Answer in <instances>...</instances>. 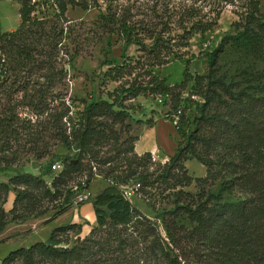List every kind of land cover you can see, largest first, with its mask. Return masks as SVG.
<instances>
[{"label":"trees","instance_id":"1","mask_svg":"<svg viewBox=\"0 0 264 264\" xmlns=\"http://www.w3.org/2000/svg\"><path fill=\"white\" fill-rule=\"evenodd\" d=\"M59 16L69 6L87 8L90 0H54ZM101 5L99 0H93ZM105 10L96 19L106 35L104 76L119 82L110 99L83 101L48 113L33 139L41 157L43 130L48 131L73 155L50 152L38 173L8 160L12 132H19L0 117V149L8 153L0 163V234L10 221L24 222L47 212L45 201L59 194V184L83 166L86 159L91 177L99 170L109 183L93 198L97 223L81 237L82 226L69 223L56 227L48 241L19 247L0 259L1 264H264V13L261 0H220L236 5L239 18L233 30L206 52V70L192 73L185 68L182 80L168 84L158 68L173 60H185L190 39L216 25L214 17H197L186 7L172 14L168 3L160 1L139 6L138 0L120 4L104 0ZM182 8V7H180ZM33 6L23 1L20 25L4 34L9 59V75L0 78V88L10 75L22 70L52 73L46 78L56 83L55 62L64 26L32 19ZM141 16V17H140ZM29 22V23H28ZM176 23V28L172 24ZM176 29V33L172 34ZM178 30V31H177ZM180 30V31H179ZM114 44L122 45L121 57H108ZM141 55H128L131 46ZM71 55V54H70ZM71 55V59H72ZM192 53L190 59L194 58ZM143 60V61H142ZM187 61V60H186ZM48 64V67H45ZM188 64V62L186 63ZM146 67V69H145ZM140 73V70H144ZM140 76L142 78H140ZM140 78V79H138ZM153 95L168 104L167 117L178 135L175 151L164 162L152 153L135 151L137 136L129 133L125 101ZM28 95V94H26ZM34 94H30L31 97ZM28 98L24 95V99ZM29 104H32L28 101ZM46 112L45 108L39 112ZM119 126V127H117ZM127 134L123 138L122 132ZM198 160L206 167L204 176H192L186 162ZM60 164V170L53 168ZM156 164V167H152ZM45 176L53 180L52 189ZM140 183L139 191L157 201L163 196V230L156 219L144 214L123 191ZM194 183L195 190L186 187ZM82 190L70 188L49 219L74 205ZM14 191L13 205H4ZM165 203V204H166ZM76 230L73 244L60 235ZM164 231V232H163ZM68 237V236H67ZM65 242L66 245H61Z\"/></svg>","mask_w":264,"mask_h":264},{"label":"rangeland","instance_id":"2","mask_svg":"<svg viewBox=\"0 0 264 264\" xmlns=\"http://www.w3.org/2000/svg\"><path fill=\"white\" fill-rule=\"evenodd\" d=\"M23 1L33 6L30 21L41 19L46 27H49L50 24H56L59 27L64 26V37L58 45L59 51L55 62L56 83L54 85L46 79L48 77L46 74L52 73V71L48 72L45 68L40 71L22 70L18 76L13 73L5 86L0 88V117L8 120L7 124L11 125V129L14 127L19 131L18 133L12 132V150L15 152L8 157V160H13L15 164L24 165L26 169L38 173L39 166L49 158L50 152L66 156L75 153L73 149L62 144L59 139L50 136L48 131L43 130V145L47 147L40 152L42 153L41 157L37 156L38 153L34 149L32 141L43 121L48 120V113L55 109L60 110L65 106H70L73 110L82 108L83 101H96L99 98L110 99L108 93L113 92L118 87L119 82L109 80L104 76L107 69V66L103 64L106 57L107 40L106 35L96 24L100 11L105 10L104 0H99L101 5H96L93 0H90L87 8L79 5L69 6L63 17L59 16V9L54 0H0V27L2 31H13L19 27L21 21L19 11L23 7ZM116 1L123 5L127 4V0ZM157 1L168 3L170 12L172 14L178 13L177 16L186 7L189 12L196 13L197 17L207 19L214 17L216 10L221 8V15L215 26L205 32H196L192 35L189 53L185 55V60H173L158 68L160 76L165 78L168 84L181 81L186 67L192 73H203L207 65L206 52L218 45L224 33L233 30L232 24L239 18L235 12L239 1L232 4L220 0H138L137 4L142 9V6ZM261 10L264 13V0H261ZM176 25L173 23L172 27L176 28ZM175 33L176 29L173 30L172 34ZM121 53L122 45L114 44L108 57H121ZM127 53L130 56L141 55L135 45L131 46ZM192 53L195 57L190 59ZM70 54L73 56L72 59ZM187 62L188 64H186ZM45 67H48V64H45ZM145 69L140 70V73L143 74ZM140 78L142 77L140 76ZM30 94H34L31 97L32 101L29 97ZM24 95L28 98L24 99ZM28 101L32 104H29ZM125 104L128 106L130 115L125 123L130 125L128 134L132 136L139 137L144 129L157 122L162 125L166 120L171 122L167 117L170 108L159 97L141 94L125 101ZM41 108H45L46 112H39ZM168 129V140L176 146L178 135L174 124L173 128ZM126 135L123 131V138ZM3 141H5L4 135L0 134V144ZM7 154L0 149V163L6 160L5 155ZM152 155L157 162H164L169 158L162 150L153 151ZM186 165L189 173L194 177L206 174V167L196 159L188 160ZM152 167H156V164H153ZM93 171L96 174L92 175L88 185L91 192L88 199L93 198L109 183L103 174H97L99 170L93 168ZM73 174V176H71L72 174L67 175L65 181H61L56 199L45 201L42 207H47V212L44 215L31 217L24 222H9L0 234V259L19 247H28L38 241H48L52 231L58 225H68L74 216L79 215V210L73 209L76 206L74 204L67 211L57 216V218L60 216V219H49L59 210V205L67 195V190L73 189L76 184L82 185L84 180L86 181L91 177L86 159L83 161V166ZM44 178L53 189V180L47 176ZM0 180L7 182L8 177L1 176ZM186 189L194 191V183ZM14 196V191H11L4 205L7 211L13 205ZM157 199L154 201L142 191H137L130 198L132 203L144 214L156 219L160 224V229L163 230L161 218H157L158 213L162 210V206H169L170 204L166 203L163 196ZM76 230H70L59 237L60 239L68 238L69 245H71L76 237ZM61 245H66V243L62 242Z\"/></svg>","mask_w":264,"mask_h":264},{"label":"crops","instance_id":"3","mask_svg":"<svg viewBox=\"0 0 264 264\" xmlns=\"http://www.w3.org/2000/svg\"><path fill=\"white\" fill-rule=\"evenodd\" d=\"M170 127L173 128V124L166 120L163 125L157 122L153 126L144 129L135 142V151L139 154H142L146 151H150L152 153L153 151L157 152L162 150V152L167 157L172 155L176 146L174 143H171L168 140L169 137L167 135V131ZM73 209L79 210L80 213L79 215L77 214L74 216V219L71 221V223L81 224L82 229L79 235L84 237L97 223L93 202L91 199H88L84 203L73 207ZM55 219H60V216L58 218L56 217ZM61 225L63 224L58 226Z\"/></svg>","mask_w":264,"mask_h":264},{"label":"built area","instance_id":"4","mask_svg":"<svg viewBox=\"0 0 264 264\" xmlns=\"http://www.w3.org/2000/svg\"><path fill=\"white\" fill-rule=\"evenodd\" d=\"M5 33L6 32L2 31L0 27V78L6 77L10 72L9 71V59H8V56H7L5 47H4V34ZM152 159L156 160L153 157V155H152ZM53 168L60 170L62 168V165L57 164V165H54ZM140 186L141 185L138 182L131 186L128 185L126 189L124 190L125 197L130 199L132 195L136 194ZM81 187H82V190L80 191V193L77 194L75 201H74V204L76 206L84 203L91 195V192L89 191L85 180L82 182ZM78 189H79V184H76L73 187V190H78Z\"/></svg>","mask_w":264,"mask_h":264},{"label":"water","instance_id":"5","mask_svg":"<svg viewBox=\"0 0 264 264\" xmlns=\"http://www.w3.org/2000/svg\"><path fill=\"white\" fill-rule=\"evenodd\" d=\"M123 193H124V191H123Z\"/></svg>","mask_w":264,"mask_h":264}]
</instances>
